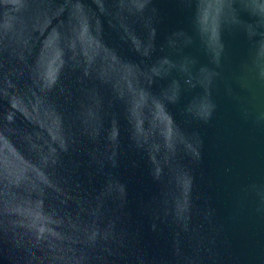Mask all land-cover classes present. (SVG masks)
<instances>
[{
	"label": "water",
	"instance_id": "95a60500",
	"mask_svg": "<svg viewBox=\"0 0 264 264\" xmlns=\"http://www.w3.org/2000/svg\"><path fill=\"white\" fill-rule=\"evenodd\" d=\"M0 264H264V0H0Z\"/></svg>",
	"mask_w": 264,
	"mask_h": 264
}]
</instances>
